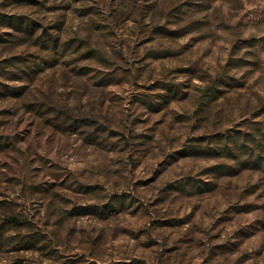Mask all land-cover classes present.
I'll return each instance as SVG.
<instances>
[{
  "label": "rangeland",
  "instance_id": "374dc122",
  "mask_svg": "<svg viewBox=\"0 0 264 264\" xmlns=\"http://www.w3.org/2000/svg\"><path fill=\"white\" fill-rule=\"evenodd\" d=\"M107 263L264 264V0H0V264Z\"/></svg>",
  "mask_w": 264,
  "mask_h": 264
},
{
  "label": "trees",
  "instance_id": "16d2710c",
  "mask_svg": "<svg viewBox=\"0 0 264 264\" xmlns=\"http://www.w3.org/2000/svg\"><path fill=\"white\" fill-rule=\"evenodd\" d=\"M247 145L245 144L244 145V147H246ZM243 150H245L244 148H243ZM259 160L260 159H257V160H255V163H259ZM95 209V206H94V204H89V205H84V206H82L81 207V210L83 211V212H85V213H87V212H89V211H92V210H94ZM104 211H106L105 209H103ZM14 220V219H13ZM108 264V263H107Z\"/></svg>",
  "mask_w": 264,
  "mask_h": 264
}]
</instances>
